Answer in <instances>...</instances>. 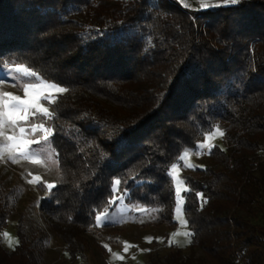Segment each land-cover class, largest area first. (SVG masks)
<instances>
[{"label": "trees", "instance_id": "trees-1", "mask_svg": "<svg viewBox=\"0 0 264 264\" xmlns=\"http://www.w3.org/2000/svg\"><path fill=\"white\" fill-rule=\"evenodd\" d=\"M7 63L67 89L52 105L58 175L40 206L68 261L83 259L82 233L111 228L94 213L113 208L117 179L128 204L154 211L147 224L174 230L170 167L221 126L225 145L184 176L189 255L172 243L143 264L264 263V0H0ZM14 205L0 181V264H50L32 219L18 218L15 248L4 243Z\"/></svg>", "mask_w": 264, "mask_h": 264}, {"label": "rangeland", "instance_id": "rangeland-1", "mask_svg": "<svg viewBox=\"0 0 264 264\" xmlns=\"http://www.w3.org/2000/svg\"><path fill=\"white\" fill-rule=\"evenodd\" d=\"M183 7L193 10H214L224 5L222 0H177ZM243 0H240L242 2ZM239 2V3H240ZM238 3V4H239ZM207 4L208 6H203ZM219 5V6H217ZM19 63H7L0 68V90L8 93H13L25 98L24 91L21 85H26L33 82L36 78L22 76L15 71V66ZM22 65V64H19ZM24 66V65H22ZM33 71V70H32ZM40 76V75H39ZM43 78L42 76H40ZM46 80L45 78H43ZM48 81V80H46ZM53 83L52 81H48ZM55 84V83H54ZM57 85V84H55ZM59 86V85H58ZM61 87V86H59ZM63 88V87H62ZM29 92L32 89L29 88ZM51 93L54 100L60 94L54 89L44 87L40 90V95H47ZM31 97H29L30 99ZM10 99V98H5ZM39 104L47 107L52 112L53 103L45 100H39ZM33 112L36 109H32ZM51 119V118H50ZM50 119H46L43 115H30L28 121H19L20 126L29 128V125L35 123L37 125L43 123L46 128H51ZM217 129L223 133L221 126H216L212 131L208 132L206 136L198 143L206 142L211 148L213 145L224 146V135H219ZM6 135H17L18 131L13 133L10 129L5 127ZM53 133V129H52ZM44 133L42 131L36 132L34 135L25 137L27 140L40 138ZM3 138H0L2 140ZM12 144L14 142H8ZM28 147L39 151L40 155L32 157L31 159L24 158L21 154L26 151ZM185 152L188 154L185 156ZM208 151H199L197 147L194 149L185 150L181 156L183 159L175 161V171L172 172L171 177L174 185L175 207L173 217L176 221V228L169 230L161 226L155 227L147 224V221L152 219L154 211L146 209L139 204H128L126 202V195L119 192L118 186H114L115 199H113V208L104 210V213H110V221L107 224H112L110 229L100 231L91 229L88 232L82 233L83 242L86 243L85 255L83 259L76 263H72L65 258V250L63 242L58 239L52 232L48 223L44 220V212L41 209L40 201L42 198L49 197L53 187L46 190L45 184L51 183L56 185V178L58 175L57 158L52 147V135L47 143L25 145L20 144L19 148H13L9 151L7 148L0 150V181L13 191L14 194V209L7 226L3 233H8V236H3L4 243L9 248H15L19 244V236L17 230V220L20 216L26 219H32L40 224L43 229L49 234V263L50 264H143L147 259V252L149 250L158 252L160 255H165L170 250L168 241L171 239L175 245L183 248L182 259L189 255L186 240L187 237L183 233L191 231L188 224L184 225L183 221L186 219L185 215V201L186 192L189 187L185 181V174L190 172L196 166L204 167L207 161ZM14 155L17 162H13L9 157ZM39 159L41 163H33L32 161ZM170 167V172L172 166ZM191 164L193 167H187ZM256 165L254 164V168ZM39 176L40 181H35V177ZM32 180L33 183H28ZM180 209L179 211L177 209ZM101 220H103V214ZM105 224L96 223L97 227H103ZM178 233V235H172ZM146 237H151L149 242ZM18 241V243H16ZM9 243L12 246H9ZM107 245V247H105ZM126 245L128 247L125 251ZM200 254V251H198ZM123 257V259H121ZM65 258V259H64ZM264 264V263H263Z\"/></svg>", "mask_w": 264, "mask_h": 264}, {"label": "snow or ice", "instance_id": "snow-or-ice-1", "mask_svg": "<svg viewBox=\"0 0 264 264\" xmlns=\"http://www.w3.org/2000/svg\"><path fill=\"white\" fill-rule=\"evenodd\" d=\"M240 2V0H222V3L224 5H236ZM203 6L207 7V4H204ZM219 6V5H217ZM15 71L19 72L22 76L26 77H31V78H36L33 82L26 84V85H21L24 91V96L25 98L22 99L20 96L15 95L13 93H8L0 90V138H3L0 140V150H3L7 148L9 151L13 148H19L20 144L23 143L25 145H32V144H41L47 143L50 140V136L53 134L51 128H46L43 123L37 125L35 123L29 125V128H25L23 126H20L19 121H28L30 115H37L41 114L43 115L46 119L52 118L54 115L53 112H50L47 107H44L43 105L39 104V100H45L48 101L49 103H54L55 100L53 99L51 93H48L47 95H40V90L44 87H47L49 89H54L55 91L59 93H63L67 91V89H64L62 87H59L58 85H55L54 83L48 82L41 78L39 74L35 71H32L29 69V67H25L22 65L17 64L14 68ZM29 88L32 89V92H29ZM10 98V99H5V98ZM29 97H31L29 99ZM36 109L35 112L32 111V109ZM7 127L13 133L17 132L19 133V136L17 135H6L4 129ZM42 131L44 135H42L38 139H33V140H27L25 137L28 135H34L36 132ZM217 132H219V135L223 136L224 133L217 129ZM8 142H14L12 144H9ZM214 146V145H213ZM197 150L199 151H211V148L207 145L206 142H202L201 144L197 145ZM188 153L185 152V156ZM24 158L26 159H31L32 157H36L40 155L39 151L32 149L31 147H28L24 153L21 154ZM13 162H17L16 157L14 155H10L9 157ZM180 159H183L181 157ZM33 163H41L39 159H35L32 161ZM187 167H193V165L188 164L186 165ZM175 171V164L172 166V170L169 173L171 176L172 172ZM35 181L39 182L40 177L37 176L34 178ZM28 183H33L32 180H29ZM122 181L120 180H115L114 184L116 186L120 185ZM46 187V190L52 189L55 185L48 183L44 185ZM123 190H121L122 192ZM202 195V194H198ZM115 199V197H113ZM206 199H204V203H206ZM178 211L180 210L179 208L177 209ZM100 213L103 214V220H101V214H95L94 213V222L95 223H103L107 224L110 221V213H104L103 210H100ZM184 225L187 226L188 221L187 219H184L183 221ZM8 233H3V236H8ZM172 235H178V233H173ZM184 236L187 237L186 244H191L192 243V235L191 231L183 233ZM146 240L151 242L152 238L151 237H146ZM18 243V241H16ZM169 245L173 243V241L170 239L168 241ZM9 246L11 247L12 244L9 243ZM107 247V245H105ZM128 247H134L132 245H126L125 251H127ZM123 259V257H121Z\"/></svg>", "mask_w": 264, "mask_h": 264}]
</instances>
